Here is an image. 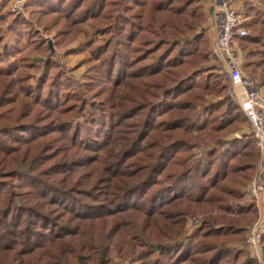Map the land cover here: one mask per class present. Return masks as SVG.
Segmentation results:
<instances>
[{"label": "trees", "instance_id": "obj_1", "mask_svg": "<svg viewBox=\"0 0 264 264\" xmlns=\"http://www.w3.org/2000/svg\"><path fill=\"white\" fill-rule=\"evenodd\" d=\"M106 1L27 0L24 8L37 21L52 15L44 29L61 25L57 30L60 35L90 16L101 17ZM124 1L126 4L116 1L117 6L128 11L136 6L139 10L130 17L124 13L115 17L113 22L118 20V26L94 28L104 32L118 28L120 35L110 52L106 51L111 38L103 43L105 49L96 47L95 58L101 59L103 69L89 76L84 88L94 91L91 98L98 100H89L81 91L59 90L68 82H61L57 63L50 60L33 86L25 75V84L11 91L12 98H6L5 85L0 92V108L11 105L0 112L8 113L0 117V138L9 137L17 143L13 144L15 148L0 147V264H28L38 251L53 261L64 255L65 251L53 253L51 247L63 245L75 235L69 222L61 218L67 213L73 219H99L142 208L153 224L163 217L160 236L164 239L148 240L146 248L136 253L137 264H256L243 249L231 244L241 236V219L250 211V206L230 203L241 196L236 185L250 176L244 171L253 168V162L241 166L237 162L251 155L255 159L254 138H223L237 120L235 111L243 113L238 103L225 97L196 110L195 105L204 101L203 93L216 95L220 85L217 79L196 80L195 71L176 75L171 84L158 86L152 98L144 95L141 102L125 104L117 93L127 80L168 73L190 57L207 54L202 31L174 38L181 30L173 27V38L150 41L152 45L146 46L143 56L136 60L130 56L137 47L132 44L145 41L139 38L144 30L141 20H159L163 28L171 16L187 13L193 0H183L179 5L178 0ZM245 13L242 24L250 32L234 35L233 39L243 45L260 44L261 48H250L246 57L249 62L264 63V10L246 4ZM155 51L160 52L152 56L151 62L128 70ZM4 55L0 52V63ZM54 66L57 70L49 79ZM13 68V62L0 66V77H12ZM107 81L113 82L110 87L105 85ZM36 107L40 112L34 116ZM193 134H205L214 141H202L200 151L194 152L191 147L197 142L192 141ZM48 135L56 136L43 138ZM58 140L63 144L57 146ZM38 143L40 149L33 151ZM85 165L91 168L77 175L75 168ZM8 178L15 181L16 187L22 188V183L28 181L32 188L5 194L9 185L3 179ZM34 198L38 201L32 205L28 201ZM200 206L216 209L218 216L202 221L194 235L184 236L186 214ZM44 207L63 212L50 214ZM199 234L198 241H193ZM141 235L142 242L150 239Z\"/></svg>", "mask_w": 264, "mask_h": 264}, {"label": "rangeland", "instance_id": "obj_2", "mask_svg": "<svg viewBox=\"0 0 264 264\" xmlns=\"http://www.w3.org/2000/svg\"><path fill=\"white\" fill-rule=\"evenodd\" d=\"M116 1L118 3L124 2V4H126V1L124 0ZM116 1H106L107 6L101 13V17L92 18L90 16V18H88L83 24L72 27L69 31L60 35H57V30H59L58 28H60L61 25H58L49 31L44 29V25L48 23L47 21L52 15L39 18L41 21H37L30 15L28 10H25V8L22 13L11 14L0 5V52L6 54L4 55V61L0 63V66H8L9 62H13L15 65V68L11 71L12 77H0V80H2L0 82V92H2L5 85L4 92L6 98H12L13 94L11 91H15L20 88L21 84H25V75L28 76V82L33 86L35 84V79L42 75L46 62L50 60L57 63L62 74L61 82H68V86L62 85L58 88L59 90H62L63 92L73 90L81 91V94L87 96L89 100H98L96 97L91 98L94 91H88L84 88V84H87L88 82V77L94 76L98 69H103L101 59L95 58L96 47L102 46L105 49L103 43H105L108 38H111L112 44L108 47V51H106L108 53L110 52L109 50L116 47V39L120 36L118 28H112L111 30L109 29L110 31L107 30L105 32L103 31L105 30L103 28H108V26L113 24L118 26V20L113 22L115 17H118L123 13L126 17H130V14H135V12L139 10L136 6H133L131 11L124 10L123 7L117 6ZM182 1L183 0H178L177 4L179 5ZM229 1L238 10L244 20L246 18V4L264 10V0ZM186 10L187 13L177 15L176 17L174 16V18L171 16L172 19L165 22L166 26L163 28L159 26L161 23L159 20H141L142 25L144 23V30L139 38L140 40L144 38L145 41H135L132 46H137L136 52L135 50L134 52L130 51V56L133 60L143 56L141 53L146 46L152 45L150 44V41L157 42L159 40H169L173 38L175 34L173 27L177 30H181V32L177 33L174 38L191 35L195 31H202L206 39L207 54L199 58L190 57L186 63L171 67V71L168 73H162L157 76L146 74L143 79H131L125 81L127 83L123 84L117 90V93L121 95L125 104L138 101L141 102L144 95L147 96V98H152L150 95L159 90L158 86L171 84V79H174L176 75H181L185 71H195V73H197L196 80L198 81H205L210 78L212 81L217 79L220 85V92L216 95L208 92L203 93L204 101L195 105L196 110H200L202 109V106H207L209 103L217 100H223L225 97L236 102L232 96V86L228 80L227 72L213 51L214 32L212 25V0H193ZM150 16H152V14H150ZM19 21H23L24 23H19ZM31 27L32 31L29 32ZM67 28L68 27H66V29ZM94 28L103 30L99 31ZM246 30L250 32V29L246 28ZM122 39L125 42L127 41V38L124 35L122 36ZM89 41H91V44ZM236 44L239 50L242 72L254 80V82L264 90V63H261L262 61L257 63L249 62V59L246 57V52L250 48H261V45L252 43H244L245 45H243V43ZM3 46L7 48L8 51H4ZM120 47L123 48V46ZM9 49H11V51H9ZM106 52L104 54H106ZM127 52L128 51H125L126 55H128ZM158 52L160 51H155L150 55L151 57L134 63V65L128 70L131 71L138 66L151 62V59L153 58L152 56L158 54ZM254 58L258 60L261 56L255 55ZM132 59H130V62H132ZM55 67L56 66L51 67L49 79L53 77L54 72L57 70ZM11 80L13 81L11 82ZM142 82H146L147 84ZM112 83V81H107L105 85L110 87ZM145 90H148L149 93L146 94ZM10 106L11 105H6L5 107L0 108V112L7 110ZM39 110L40 108L36 107L34 116L40 112ZM235 112L237 120L234 123L233 128L223 135V138L226 140H238L251 137L253 139L251 128L245 114L237 111ZM6 114H2L0 117H4ZM52 136L56 135H48L43 138ZM192 136L195 137L192 138V141L197 142L195 146L191 147V150L194 152L200 151L202 141H214L211 140L210 136H206L205 134H193ZM15 142L16 141L9 137L0 138V147L9 146L10 148H15L17 147L13 145L17 144ZM55 144L60 146L63 143L61 140H58V143L55 142ZM40 146L41 143L33 146V151L39 150ZM252 151L255 155V159H253L251 155L241 157L242 159L237 162L240 166L244 163H249L250 165V163L253 162V168L244 171L245 174H249L250 176L243 184L236 185V189L241 193V196L236 200H230V203L233 206H250V211L243 214L241 219V224L243 226L241 236L238 240L233 239L231 244L233 247L243 249L247 256L252 258L256 264H264V187L258 196L252 195L249 190L251 181L259 175V151L255 145H253ZM81 154H83L82 151ZM60 156L61 155H58L56 158H59ZM1 163L2 162H0V164ZM94 164L95 163L92 165ZM89 168L91 167L85 165L76 167L75 170L78 175L82 172H87ZM1 172L3 171L1 170ZM94 176H96V172L94 173ZM262 181L264 186V173ZM3 182L9 185L4 191L5 194H8L7 192L12 190L19 192L22 190H31L32 188L28 181L22 183L24 184L22 188L16 187L15 185L17 184L14 183L15 181L11 178L3 179ZM19 184L20 183H18V185ZM23 199L24 198L18 197V200L20 201ZM35 201H38V199H29L28 202L32 204L35 203ZM50 208L51 207H44L43 210L50 211V214H61V212H63L61 209L59 210V213H55L51 211ZM215 213H218L216 209H210L204 206L195 207V210H191L186 214L185 223L182 229L183 235H194L202 224V221H205V219H214V216H218V214ZM56 216L58 217V215ZM61 218L65 219L66 222H69L68 227L73 229L72 232L75 235L69 240H65V244L51 247L53 253L58 254L61 251H65L64 255H58L55 260L60 264H137L138 255L136 253L146 248L145 244H149L148 240L156 242V240L164 239V237L160 236L162 227L164 228L163 217L159 218L158 221L153 224L152 220H147L148 217L143 211V208L142 210L131 209L99 219H73L68 213ZM209 223L212 222L209 221ZM214 226L217 225L214 224ZM141 233L148 235L150 239L146 240L145 238L142 242L140 240L141 236H143ZM253 235L256 236L254 241H252L251 238ZM199 238L200 234L195 236L193 241L197 242ZM88 249H91V251ZM100 252L102 255H100ZM41 253L42 251H38L35 255H31L28 264H53V262H55L53 259H50L47 254L40 256Z\"/></svg>", "mask_w": 264, "mask_h": 264}, {"label": "built area", "instance_id": "obj_3", "mask_svg": "<svg viewBox=\"0 0 264 264\" xmlns=\"http://www.w3.org/2000/svg\"><path fill=\"white\" fill-rule=\"evenodd\" d=\"M27 0H0L9 13L23 12ZM244 19L229 0H212L213 51L226 70L232 86V96L245 114L251 128L255 147L259 151V175L251 181L249 190L258 196L264 187V90L241 70L238 46L234 35H245ZM255 235L251 236L252 241Z\"/></svg>", "mask_w": 264, "mask_h": 264}]
</instances>
